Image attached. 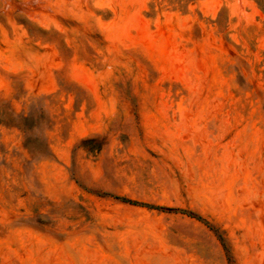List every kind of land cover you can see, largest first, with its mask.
I'll use <instances>...</instances> for the list:
<instances>
[{
  "label": "rangeland",
  "instance_id": "1",
  "mask_svg": "<svg viewBox=\"0 0 264 264\" xmlns=\"http://www.w3.org/2000/svg\"><path fill=\"white\" fill-rule=\"evenodd\" d=\"M0 264H264V0H0Z\"/></svg>",
  "mask_w": 264,
  "mask_h": 264
},
{
  "label": "trees",
  "instance_id": "2",
  "mask_svg": "<svg viewBox=\"0 0 264 264\" xmlns=\"http://www.w3.org/2000/svg\"><path fill=\"white\" fill-rule=\"evenodd\" d=\"M114 199L119 201V202H121V203H125V204L132 205V206L143 207V208H146V209H149V210L160 211V212H163V213H174V214L179 213V214L187 216L190 219H194L196 221H199L202 224H204L205 226L209 227L208 224L204 220H202V218H200V217H198L195 214H192L190 212H184V211H180V210H176V209L159 208V207H156V206H147V205H144V204H141V203H138V202L126 200L124 198H114ZM217 238L220 241V243L222 244L221 238L220 237H217Z\"/></svg>",
  "mask_w": 264,
  "mask_h": 264
}]
</instances>
